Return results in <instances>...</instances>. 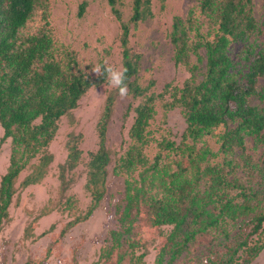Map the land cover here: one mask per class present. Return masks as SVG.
Returning <instances> with one entry per match:
<instances>
[{
	"label": "trees",
	"instance_id": "obj_1",
	"mask_svg": "<svg viewBox=\"0 0 264 264\" xmlns=\"http://www.w3.org/2000/svg\"><path fill=\"white\" fill-rule=\"evenodd\" d=\"M119 1L108 0L121 22L125 83L140 101L133 108L130 143L113 166V174L124 178V191L114 213L119 228L111 230L101 264H146L147 252L137 251L147 250L146 228L166 225L172 227L163 234L154 264H253L264 250V19L257 16V1L195 0L185 17L175 15L174 58L191 76L182 86L167 83L160 93L151 91L154 80L139 82L141 56L130 46L132 24L136 28L152 15L151 1L133 0L128 21ZM87 5L80 4L79 16ZM235 43L241 44L237 58L231 55ZM104 57L98 67L107 66ZM108 81L61 41L51 0H0V147L11 140L9 166L0 180V232L10 220L20 173L31 170L22 187L45 178L61 118L91 88ZM119 94L118 87L107 94L97 122L99 147L89 152L90 205L77 214V200L68 197L65 208L75 219L65 230L88 219L106 196L112 163L107 134ZM159 102L164 116L181 108L186 128L179 142L169 131L155 135ZM81 136L70 134L62 179L81 161ZM152 145L157 150L151 158ZM50 211L44 209L27 229Z\"/></svg>",
	"mask_w": 264,
	"mask_h": 264
},
{
	"label": "rangeland",
	"instance_id": "obj_2",
	"mask_svg": "<svg viewBox=\"0 0 264 264\" xmlns=\"http://www.w3.org/2000/svg\"><path fill=\"white\" fill-rule=\"evenodd\" d=\"M84 1L88 5L84 14L79 16V6ZM150 1L152 15L139 21L136 28L132 24L130 46L134 53L141 56L139 82L146 86L150 80H154L151 91L160 93L167 83L182 86L191 76L184 65L176 63L170 34L173 17H185L195 0ZM256 1L257 16L264 19V0ZM118 7L123 20L128 21L133 12V0H120ZM51 11L61 41L79 53L84 67L95 73L98 60L104 55L107 66L123 70L121 22L108 0H51ZM240 46V43L232 46L231 55L234 58H237ZM107 48H110L109 54L104 53ZM204 70V65H200V72ZM116 87L108 81L91 88L80 99L78 107L61 118L57 135L48 148L54 159L40 183L22 187L21 182L31 170L27 168L20 173L16 181L17 193L9 207L10 220L0 232V264H101V250L109 244L111 230L119 228L114 213L124 191V178L113 174V166L130 143L128 133L134 120L133 108L140 99H134L129 92L126 96L119 94L116 99L106 142L112 163L109 166L106 196L100 206L88 219L65 230L68 223L75 219L65 208V201L68 197H74L77 200L76 212L82 215L90 205L91 196L86 188L89 152L99 147L97 122L107 94ZM129 105L132 109L126 113ZM158 109L152 126L157 127L155 135L169 131L170 137L179 142L186 128L181 108L170 110L167 116H164L162 102H159ZM3 133L0 124V139ZM70 134L82 135L80 148L83 154L79 165L68 169L62 179L60 165L67 158L66 144ZM156 150L152 145L147 148V153L152 158ZM10 151L11 140L8 139L0 147V180L9 166ZM46 208H51V211L39 217L34 228L27 229L32 219ZM171 227L146 228L147 250L143 246L137 248L138 253L147 252L146 264H154L159 247L165 242L163 234L169 232ZM253 264H264V250Z\"/></svg>",
	"mask_w": 264,
	"mask_h": 264
},
{
	"label": "clouds",
	"instance_id": "obj_3",
	"mask_svg": "<svg viewBox=\"0 0 264 264\" xmlns=\"http://www.w3.org/2000/svg\"><path fill=\"white\" fill-rule=\"evenodd\" d=\"M95 71L102 75L107 74V78L109 79L110 83L119 88L121 96H126L128 94V86L125 83L127 73L126 67L123 70H120L112 66L104 65L97 67Z\"/></svg>",
	"mask_w": 264,
	"mask_h": 264
}]
</instances>
